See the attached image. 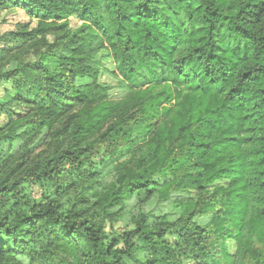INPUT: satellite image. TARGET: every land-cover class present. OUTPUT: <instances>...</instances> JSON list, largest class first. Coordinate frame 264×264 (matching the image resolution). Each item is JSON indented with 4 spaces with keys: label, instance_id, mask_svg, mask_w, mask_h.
I'll return each mask as SVG.
<instances>
[{
    "label": "trees",
    "instance_id": "obj_1",
    "mask_svg": "<svg viewBox=\"0 0 264 264\" xmlns=\"http://www.w3.org/2000/svg\"><path fill=\"white\" fill-rule=\"evenodd\" d=\"M0 2L35 21L0 36V82L29 110L7 132L65 119L48 155L0 159V264H264V0ZM100 50L123 97L96 84ZM155 192L174 219L105 229Z\"/></svg>",
    "mask_w": 264,
    "mask_h": 264
},
{
    "label": "rangeland",
    "instance_id": "obj_2",
    "mask_svg": "<svg viewBox=\"0 0 264 264\" xmlns=\"http://www.w3.org/2000/svg\"><path fill=\"white\" fill-rule=\"evenodd\" d=\"M69 24L71 27H77L79 21L75 16H71ZM25 25L28 29H31L35 26V21H30L22 9L0 2V36L6 32L18 31ZM0 46L14 48L16 47V42L11 36H7L6 40L0 38ZM24 58L31 60L33 57L28 52ZM93 58L99 61L101 67L96 77V84L105 89V94L108 98L123 97L127 93V88L119 87L117 79L111 75L114 68L112 58L103 50L94 53ZM16 95L17 91L11 83L0 82V159L3 161V173L9 172L19 162H29L35 157L48 155L54 147V130L65 121L63 119L60 123H54L50 128L42 127L36 121H33L32 123L14 127L11 132H7L11 126L9 118L15 119L29 112L22 104L12 102L13 97ZM106 151L105 147L99 149L97 156L107 157ZM43 192L44 188L40 185L32 184L30 186V194L34 198H38ZM143 197L144 195H138L128 200L123 208L122 215L112 224L106 223L105 229L121 234L124 230L133 228L134 224L131 217L137 213L147 215L151 221H156L163 216L171 220L178 215L179 209L173 203L175 199H178L177 195L172 194L165 198H160L159 194L155 192L144 201ZM201 219H198V221ZM66 249L61 258L62 264H78L75 254L69 251L68 248ZM21 261L22 264H40L30 260L27 256L21 257ZM133 264H138V261L133 262ZM184 264H196V262L189 260L185 261Z\"/></svg>",
    "mask_w": 264,
    "mask_h": 264
}]
</instances>
